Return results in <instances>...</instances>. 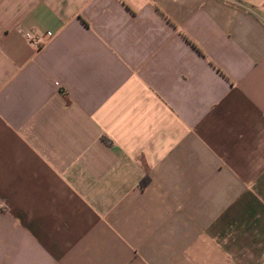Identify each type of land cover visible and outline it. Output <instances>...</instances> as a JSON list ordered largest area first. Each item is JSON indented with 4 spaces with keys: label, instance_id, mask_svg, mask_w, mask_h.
I'll return each mask as SVG.
<instances>
[{
    "label": "crops",
    "instance_id": "0c3cea01",
    "mask_svg": "<svg viewBox=\"0 0 264 264\" xmlns=\"http://www.w3.org/2000/svg\"><path fill=\"white\" fill-rule=\"evenodd\" d=\"M0 264H264V0H0Z\"/></svg>",
    "mask_w": 264,
    "mask_h": 264
},
{
    "label": "built area",
    "instance_id": "2783aa9c",
    "mask_svg": "<svg viewBox=\"0 0 264 264\" xmlns=\"http://www.w3.org/2000/svg\"><path fill=\"white\" fill-rule=\"evenodd\" d=\"M26 36H27L29 39H31L32 41H37V40H38V38L35 37V36H33L32 33L27 32V33H26Z\"/></svg>",
    "mask_w": 264,
    "mask_h": 264
}]
</instances>
